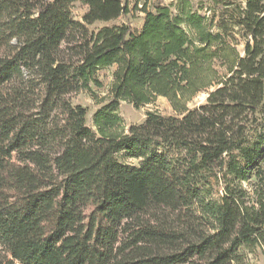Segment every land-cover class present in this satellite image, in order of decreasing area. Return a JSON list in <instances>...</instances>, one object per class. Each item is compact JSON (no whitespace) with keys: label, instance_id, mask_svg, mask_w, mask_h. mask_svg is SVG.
<instances>
[{"label":"trees","instance_id":"16d2710c","mask_svg":"<svg viewBox=\"0 0 264 264\" xmlns=\"http://www.w3.org/2000/svg\"><path fill=\"white\" fill-rule=\"evenodd\" d=\"M133 11L139 28L114 23ZM109 67L90 126L72 98ZM157 97L174 114L124 131L120 103ZM252 253L264 258V0H0V264Z\"/></svg>","mask_w":264,"mask_h":264},{"label":"rangeland","instance_id":"374dc122","mask_svg":"<svg viewBox=\"0 0 264 264\" xmlns=\"http://www.w3.org/2000/svg\"><path fill=\"white\" fill-rule=\"evenodd\" d=\"M175 0H150L151 3H161V4H169ZM195 1H202L205 0H195ZM130 7L133 5L134 0H129ZM72 15L75 20L81 21L82 15L86 11V8L82 6L79 3H75L72 8ZM143 14L138 11H133L129 15L122 17L119 21L114 22L116 24L120 23H126L129 24V26L135 30L136 28H139L142 24ZM107 25L113 24V22L106 23ZM105 23L97 22L93 26H90L89 28H96L100 27L102 25H106ZM113 67L109 68H103L97 71L96 77L101 82L102 86L97 88L94 85H91V92H79L75 94L72 98V101L75 104H80L83 107L87 109V124L91 126V115L93 111L99 107V104L97 103L98 99L106 96L108 94L109 85L112 80V71ZM95 96V97H94ZM206 93L201 92L199 93L194 99L189 103L190 107H193L195 105H198L202 103L205 100ZM150 111H157L161 113L162 115H171L174 114V111L164 97H157L152 103L143 105L139 108L133 107V105L127 103V102H121L118 113L123 119V126L124 131L128 129V127L132 124H138L140 123L147 112ZM247 263L248 264H264V258L257 254H247L246 256Z\"/></svg>","mask_w":264,"mask_h":264}]
</instances>
